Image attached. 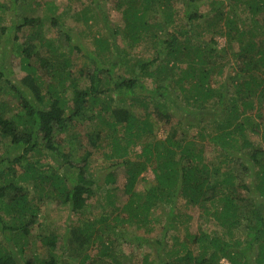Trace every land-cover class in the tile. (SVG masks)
Returning a JSON list of instances; mask_svg holds the SVG:
<instances>
[{"label":"trees","instance_id":"1","mask_svg":"<svg viewBox=\"0 0 264 264\" xmlns=\"http://www.w3.org/2000/svg\"><path fill=\"white\" fill-rule=\"evenodd\" d=\"M118 1L125 6L122 9L120 5L124 26L119 30L102 19L109 29H105L103 38L95 39L94 52L75 40L71 31L60 29L59 18H55L52 26L56 25L58 35L53 42L43 38L37 44L30 37L28 44H31L17 52L19 54L10 51L11 54L0 57V83H6L5 92L11 90L20 99L21 106L19 113H9L0 99V141L9 142L5 152L0 153V264H58L57 255L48 259L36 257L32 261L21 257L28 240L23 244L19 241L27 237L35 224L41 201L35 204L29 192L14 182L19 167L24 169V180L50 186L57 203L68 204L72 212L94 204L97 192L115 182L116 169L126 167L129 175L123 194L126 203L120 209L125 215L116 213L111 223L103 217L81 224L79 232L73 234L74 239L99 244L100 249L93 257L85 254L79 264H103L107 257L121 264L116 262L117 257L112 252L113 239L131 234L127 233L126 224L135 226L138 231L145 229L152 221V208L169 206L165 217L171 228L175 222L187 223L185 214L177 211L180 201L202 209L201 216L205 218L212 216L215 223L224 228L225 235L204 232L192 240L187 237L181 243L187 248L186 254L173 263L165 256L166 251L163 252L168 247L165 237L158 240L137 233L133 238L139 245L152 248L144 253L141 264H264V120H256L264 114V0H230L232 16L223 9L221 0H209L213 7L206 14L200 11V2L203 6L206 0H184L185 14L178 27L173 25L175 0ZM18 3L19 0H13L11 25L4 26L2 33L6 29L19 31ZM245 13L260 25L258 34L253 27L248 29L246 21L241 22V14ZM98 17L101 18L100 14ZM107 17L105 14V19ZM203 20L209 29L227 38L225 46L220 47L214 35L209 40L202 35L194 36L195 28ZM40 21L24 18L23 25L32 23L33 26L36 22L34 25L38 26ZM120 33L127 39V50L117 45ZM244 35L250 36L249 45L243 51L246 56L241 55ZM4 40L0 38V53H4L2 50L6 51L9 44ZM57 42H65L73 54L83 53L88 61L74 78L69 63L71 55L57 63L41 55L43 48L57 50ZM142 45L154 47L155 54L148 60L132 50ZM111 51L112 58L106 59ZM128 54L134 58L130 67L123 66ZM9 55L14 57L9 59ZM226 58L230 63L235 62L232 91L226 84L215 87L214 83L218 82L213 81L215 71L227 64L220 62ZM16 65L22 72L18 84L9 78L15 73ZM120 68L129 74L119 71ZM132 70L134 72H130ZM175 70L180 80L175 81ZM257 71L261 74H256ZM154 74L161 76L154 86H149L145 78H155ZM68 79H72L71 98L64 93L62 83ZM0 95H3L1 86ZM151 99L164 100L160 104L165 108L162 115L167 121L171 120L170 112H173L179 116L178 124L184 129L200 126L197 137L208 140L220 150L226 149L227 155L218 165L209 168L203 162L204 149L194 147L180 136L174 140L167 137L154 145L144 143L140 152L144 159L133 160L131 146L145 133H154L148 103ZM125 101L140 104L145 113L143 117L123 106ZM86 125L92 130L87 140L94 146L93 152L103 146L105 138L109 139L111 165L104 180L96 177L100 173L95 172L98 165L90 161L91 151H86L76 161L71 159L74 150L73 146H68V141L73 145L76 135ZM252 132L260 136L261 144L251 140L249 133ZM40 154L54 162L53 172L44 173L36 168V162H30L32 156ZM235 160L244 165L248 178L258 181L256 185L243 183L237 187V175L228 168L222 171L224 164L230 166ZM152 161L155 162L156 184L147 190H137V179L145 163ZM239 187L247 191L245 197L235 194L241 192ZM208 202L216 206L208 208ZM8 212L16 220L14 225L5 219ZM43 241L57 252L54 235L44 237ZM192 244L196 246L193 251Z\"/></svg>","mask_w":264,"mask_h":264},{"label":"rangeland","instance_id":"2","mask_svg":"<svg viewBox=\"0 0 264 264\" xmlns=\"http://www.w3.org/2000/svg\"><path fill=\"white\" fill-rule=\"evenodd\" d=\"M206 1L207 3H204L206 5L203 6L202 1L200 2V11L204 14H206L207 11L211 10L213 7L210 4L209 0ZM221 1H223V9L227 11L226 13H229L228 11H230V13H232V16L233 11L229 6L231 5V1ZM207 4L210 5L207 6ZM12 5L13 0H0V38H2L3 40L5 39L6 41L8 40L7 42L9 43H6L8 47H6V51L4 49L2 50L4 53H0V57L4 54H11L10 51L19 54L17 52L21 51L23 48L31 44H28L30 37L37 44H40L43 38L45 40H50L51 42H53V39L58 35L56 25L52 26V19L55 18H59V23L57 24H59L60 29H68V31H71L70 33L75 40H80L88 49L93 52L96 49L95 39L99 36L103 38V36H105V29H109L106 28L103 20H105L110 27L116 26L117 28H119V30L124 26L120 5H122V9L125 6L123 4H120L118 0H111L110 2L104 0H19V3L17 4L18 9L14 7V10L17 9L16 12L18 13H16V18L18 15L20 20L19 24L21 25V27L17 25L18 27H20L19 31H16L17 29H6V31L2 33V29L4 26L10 27L11 25L10 19L12 15ZM173 6V25H177L178 27L183 22L182 17L185 14L186 4H184V0H175ZM102 10L104 12H102ZM104 13L107 14V19H105ZM98 14H100L101 18L98 17ZM262 17H264V13L262 14ZM24 18H27L28 20H41V24L35 26V22L33 26L31 25L32 23L25 24L27 26H24ZM241 18V22H247L246 24L248 26V29H250L251 26L253 27V29H255V34L256 32L257 34L259 33L261 27L254 22L256 21L255 19L249 18L247 13L241 14ZM221 26H223V23L221 24ZM209 28L210 27L207 26L206 21L203 20L201 24L195 28L194 36L200 37L202 35V38L204 37L205 40H209L214 35V38L217 39L220 47L225 46L227 43V38L221 36L218 33L216 34V31L212 30L213 28ZM126 41V37H123L120 33L117 37V45L120 46L121 49L127 50L128 45L126 44ZM241 41V55L246 56V52L243 51L246 50L245 48L249 45L250 36H242ZM13 45H15V49H12ZM55 45V47L58 48L57 50L52 51L50 48V50L48 48H43L41 50V55L49 60L51 58L55 63L62 61L66 55H71L69 63L71 77L74 78L78 74L79 70L83 69L84 64H88L87 59L85 58L83 53L76 52L73 54L71 52L72 50L70 46L65 42H57ZM132 50H134V52L138 54L137 56L144 57L145 60H148L155 54L153 45H142L139 47L137 46ZM112 55L113 53L111 51L110 54H107L106 59L110 60L112 58ZM12 57L14 56H8L9 59H12ZM127 59V63L123 62V66H132V64L134 63L133 55L128 54ZM223 61L227 64L223 65L215 71L217 75L214 76L213 81L218 83H214V85L215 87H220L223 84H226L229 90L232 91L231 78L232 76H235V70L233 69V65L235 62L234 60H232V63H230L227 58L225 60H221L220 62L223 63ZM183 66L184 68L186 67L185 65ZM14 70L15 73L9 78L14 84H18L21 77L20 75L22 74V72L20 71V66L17 67L16 65ZM176 70L175 72H177ZM119 71L126 72L122 71L121 68L119 69ZM130 72L134 71L132 70ZM255 73L261 74V71H257ZM126 74L128 75L129 71H127ZM154 76L156 79L153 76L145 78L147 80L146 83L149 84V86L151 84L152 86H154L153 83L157 79H159L161 75L154 74ZM180 77L181 76L179 75V72H177L174 76L175 81L180 80ZM71 81L72 79H68L65 81L63 80L62 82L65 84L64 93L69 98H71L72 95ZM0 86L3 94L0 95V99L5 103L7 111L9 113H19L21 110V106H19L20 99L15 96L11 90L9 91V89L7 93L5 92L6 83H0ZM174 90L178 89L174 88ZM148 103L151 105V107L149 108V112L152 113V120L154 121V133H145L137 139L136 144L131 146L130 156L133 160L141 161L144 159L140 155L142 145L144 143H150L151 145H154L156 142L164 140L167 137H172L171 139L174 140V137L180 136L184 138L185 142L191 143L194 147H197L198 149H204V153L202 156L204 158L203 162L206 163L209 168H212V166L214 165H218L219 161H221V159L225 155H227L226 149L220 150L218 147L212 145L208 140H201L197 137L200 126H190L189 129H184L181 124H178L179 116L173 112H170L172 115L171 120L167 121V117L162 115L165 108L160 104L164 103V100L151 99L150 101H148ZM122 105L126 108H130L133 114H136L139 117H143V114H145L142 106L138 103L131 105V102L125 101ZM241 109L243 108L241 107ZM242 115L245 116V112ZM256 120H264V114L263 116L258 117ZM91 133V127L86 125V127H84L83 130L76 135V139L73 142V145L68 141V146H73L74 150V152L71 153L73 154L71 156V159L73 161H76L80 159V157H82L86 151H91L92 156L90 158V161L92 162V164L94 163L93 165L95 166L98 165V167H103V169L98 167L95 168V172L100 173L97 174L96 177L104 180L106 174L110 171L109 168L111 165V162H109L108 159V156L109 158L111 156V150L108 143L109 139L106 140L105 138L102 142L103 146L99 147L100 149L93 152L95 150L94 146L87 140V138L90 137L89 135ZM249 134L251 136V140H254V143L261 144L259 135H255L253 134V132ZM8 145L9 142L7 140H1L0 153H4ZM174 149L178 150L179 148L174 147ZM176 157H174V159H176ZM31 161L36 162V168H39L38 170L44 173H51L56 169L54 162L48 159V157H46L45 155H34L30 158V162ZM145 164L146 165L144 171L139 175L137 179V190H147L151 186H154L157 182V180L155 179V162H146ZM230 166H226V164H224L222 171L228 168V170H232V172L237 175V178L235 180L237 187L241 186L243 183H247L250 186V183L254 182L253 184L256 185V182H258L252 177L248 178L245 172L246 169L244 165L239 163L238 160H235ZM23 170H21V168L19 167L18 174L14 178V182L17 185L22 186L26 191L29 192V197L35 204L41 201V209L39 211L35 224L30 228V233L27 235V237H23L19 241L21 244H23L25 240H28V244L21 254L22 259L32 261L36 257H39L40 259H48L52 255H57L58 264H79L81 258L85 254H88L91 257L97 254L100 249L99 244H85V239L81 241L75 240L73 234L78 233L79 229L81 228V224L86 221H96L103 217H107L108 222L111 223L113 222L116 213H119V215L123 216L125 215L124 213L120 212V209L126 203V201L123 199V194L125 192L126 183L129 176L126 167H120L116 169L117 171H115V182L106 184L103 189L97 192V195L93 197L94 204L88 205L84 210L77 212H72L68 204L64 203L59 205L57 203V196L55 194V191L50 186L46 184H42V186H40L39 182L37 183V185H35V180H24L22 178L24 177V174L22 172ZM239 191L241 192H236L235 194L237 195V193H240L242 197L246 196L247 191L243 189V187H239ZM214 206H216L215 203L208 202L207 204L208 208H213ZM168 208L169 206H163V208L159 207L157 209L152 208L150 212L152 221L145 227L146 230L141 229L138 231L133 225H124V227L127 228V233L131 234H127L125 237L119 239H113L112 252L117 257L116 262L120 261L121 264H141L144 253L152 249L147 245H139L138 240L133 238V236L137 235V233L143 234L144 237H150L151 239L156 238L158 240H161L165 237V239H167L168 247L167 250L165 249L163 252H167V254L165 252V256L170 258L173 263L179 261L186 254L187 248H185L181 243L187 237H191L192 240V237L204 232L209 233L210 235H215L218 233L219 235H225V232L223 231L224 228L217 225L215 223V219L212 216L208 218L201 216L202 209L193 207L191 205H186L184 201H180V208H178L177 211L179 212V214H185L184 218L187 223L184 222L183 224H181L175 222V225H173L171 228L170 223L165 217ZM5 219L9 221L11 225H14L16 222L10 212L6 214ZM48 235H54L56 238V245L58 247V250L56 252L57 254L43 241V238L47 237ZM13 240L14 239H12V241ZM195 247L196 246H193L192 244L191 250L193 251ZM104 259L106 261H104L103 264H115L112 258L107 257ZM222 261L225 263L227 262L226 259H222Z\"/></svg>","mask_w":264,"mask_h":264}]
</instances>
